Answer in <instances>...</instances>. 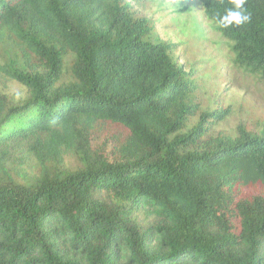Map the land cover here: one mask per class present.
Instances as JSON below:
<instances>
[{
    "label": "trees",
    "instance_id": "obj_1",
    "mask_svg": "<svg viewBox=\"0 0 264 264\" xmlns=\"http://www.w3.org/2000/svg\"><path fill=\"white\" fill-rule=\"evenodd\" d=\"M198 1L264 81V0L227 28L232 0ZM152 29L129 0H0L24 89L0 90V264H264V123L213 132L230 107Z\"/></svg>",
    "mask_w": 264,
    "mask_h": 264
},
{
    "label": "rangeland",
    "instance_id": "obj_2",
    "mask_svg": "<svg viewBox=\"0 0 264 264\" xmlns=\"http://www.w3.org/2000/svg\"><path fill=\"white\" fill-rule=\"evenodd\" d=\"M129 1L139 15L151 18L149 39L176 44L173 58L196 81L201 109L230 107V114L213 132H233L238 123L260 129L264 123V81L233 65L228 45L203 15L198 0ZM0 90L9 96L24 93L20 84L10 81H1Z\"/></svg>",
    "mask_w": 264,
    "mask_h": 264
},
{
    "label": "clouds",
    "instance_id": "obj_3",
    "mask_svg": "<svg viewBox=\"0 0 264 264\" xmlns=\"http://www.w3.org/2000/svg\"><path fill=\"white\" fill-rule=\"evenodd\" d=\"M234 7L229 8L226 14L219 17L217 22L221 27L227 28L230 25H241L250 20V14L244 8L245 0H232Z\"/></svg>",
    "mask_w": 264,
    "mask_h": 264
}]
</instances>
